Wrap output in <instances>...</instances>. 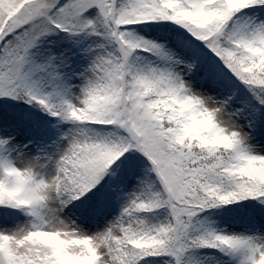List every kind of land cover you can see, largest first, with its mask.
Segmentation results:
<instances>
[{"label":"snow or ice","instance_id":"6c2138e0","mask_svg":"<svg viewBox=\"0 0 264 264\" xmlns=\"http://www.w3.org/2000/svg\"><path fill=\"white\" fill-rule=\"evenodd\" d=\"M0 264H264V0H0Z\"/></svg>","mask_w":264,"mask_h":264}]
</instances>
